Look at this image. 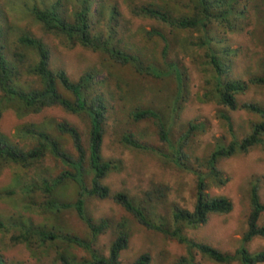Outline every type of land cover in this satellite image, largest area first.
I'll return each instance as SVG.
<instances>
[{"label": "trees", "instance_id": "1", "mask_svg": "<svg viewBox=\"0 0 264 264\" xmlns=\"http://www.w3.org/2000/svg\"><path fill=\"white\" fill-rule=\"evenodd\" d=\"M125 7L128 14L123 12L119 0H27L22 16L26 26L16 37V50L9 59L6 54L8 40L2 28L5 31L10 29L5 28L0 20V118L5 109H12L22 119L26 113L34 115L44 109L59 107L66 115L86 123L85 132L70 122H57L54 123L55 133L51 134L42 122L22 123L10 136L13 140L0 133V162L15 164L24 170L35 165H43L46 169L41 180L20 189L24 199L20 209L27 215L20 216L18 212L8 221L0 220V232L4 235L11 233V244L24 246L35 264L48 261L51 249L53 253L55 250V264H121L120 254L127 249L130 238L129 219L122 217L114 224L107 217L96 218L88 208L92 200L112 201L132 217L141 230L159 234L165 241H175L183 246L185 253L172 264H200L195 263L194 253L206 256L216 264H231L239 255L244 264L264 263V252L250 255L242 249L235 254L224 253L187 237L189 230L206 224L210 215L228 214L232 209L228 199L208 193L210 188L223 187L227 182L219 161L233 158L238 153L247 154L257 147L264 151V102L238 101L250 86L264 88V65L263 68L257 66L260 70L255 71L248 83L234 79L232 60L237 58L238 51L230 47L232 37L244 40L248 37L253 42L255 34L261 35L256 43V54H264V0H162L146 3L126 0ZM188 10L192 15L186 14ZM181 13L183 15H179ZM125 15L152 19L172 30L198 34L190 47L196 51L194 59L207 60L204 74L212 71L214 87L202 95L201 101L214 102L219 107L217 117L232 141L220 144L204 159L192 158L187 152L192 136L203 129L201 124L190 123L175 142L169 139L167 124L178 121L182 110L180 104L185 99L182 89L184 72L178 61L170 58V42L160 30L146 32L149 38H159L162 43L159 68L118 48L120 39L126 35L123 27ZM50 39L61 43L64 57H69L73 48L78 47L107 56L111 64L131 66L140 76L174 79L177 99L170 103L168 118L149 107L136 108L129 114L133 124H151L159 135V142L167 147L166 151L150 145L146 136L130 129H120L118 140L125 148L154 156L164 166H172L181 174L176 186L181 184L179 179L184 175L192 178L195 182L192 210L172 202L165 216L157 212V206L165 204L166 197L173 195L171 186H157L146 192L142 199H137L123 192L114 193L105 183L107 178L122 172V163L102 153L108 101L113 98L104 91L106 78L103 69H89L79 79H72L58 62L60 50H53V43L48 42ZM33 81L37 87L32 86ZM207 82L211 84L210 80ZM239 110L259 116L261 121L253 123L250 133L237 140L232 136L231 113ZM56 165L61 166V171L54 174ZM67 184L76 187L72 201L61 196V190ZM12 195V191L5 194L6 197ZM65 213H73L84 224L88 237L68 232L63 224ZM262 215L264 203L259 202L258 186H252L247 229L242 239L244 244L254 237H264V225H259ZM108 232L114 238L105 255L95 245L98 237ZM79 251L84 254L79 255ZM187 253L191 255L189 260L185 258ZM158 255L163 264H170L166 254L158 252ZM0 264H8L2 256ZM133 264L157 263L148 254H143Z\"/></svg>", "mask_w": 264, "mask_h": 264}, {"label": "rangeland", "instance_id": "2", "mask_svg": "<svg viewBox=\"0 0 264 264\" xmlns=\"http://www.w3.org/2000/svg\"><path fill=\"white\" fill-rule=\"evenodd\" d=\"M27 0H0V20L5 28L10 30L3 32L8 40L6 50L9 59L16 50V37L21 34L26 22L22 19L23 9ZM122 3L123 12L128 14L126 0H119ZM157 2L162 0H137V2ZM186 14L192 15L191 11ZM179 15H183L182 13ZM123 25L126 29L124 39H120L118 48L123 52L139 56L145 64L159 68L161 66L160 51L162 43L159 38H149L146 32L153 29L160 30L170 42V57L175 62L178 61L184 72L183 95L184 100L180 104L181 115L178 121L167 124L169 139L175 142L180 135L186 132L188 125L201 124L203 129L196 132L189 141L188 154L205 157L210 156L220 144L232 141V137L226 127L217 117L219 107L214 102H203L201 97L205 92L212 90L213 80L212 71L207 72L208 62L206 59H194L196 51L190 47L191 41L195 40L196 32H186L183 30H172L165 25L152 20L125 15ZM39 32V31H38ZM261 35H254L252 42L248 37L233 38L230 45L231 49L237 50V58L232 60L231 75L234 79H240L248 83L249 78L263 68L264 54H256V43ZM53 43L54 51H59L62 45L53 39L48 40ZM65 52L58 53V62L69 73L72 79H76L89 69H103L106 78L104 91L110 93L113 98L109 99V109L106 119V135L102 146V153L113 160L121 161L122 172L118 175L107 178L105 183L116 192L126 193L132 198L142 199L146 192L151 191L157 186H171L174 193L171 197H166L165 204L157 206V212L165 216L168 207L172 202H177L189 210L194 205V183L192 178L184 175L179 179L181 184L176 186V180L181 175L169 165L162 164L159 159L148 154L123 147L119 142L118 131L120 129H130L131 132L146 136L148 143L160 148L163 152L167 147L159 142L155 128L149 123H131L130 113L136 108L149 107L161 111L166 118L169 117V107L172 100L177 99L176 84L173 78L154 79L149 75L140 76L135 74L131 66H120L111 64L105 55H99L89 50L73 48L69 57H64ZM210 80L211 84H208ZM33 87H37L32 82ZM242 102H264V88L250 86L249 91L239 97ZM12 109H5L0 118V133L7 136L8 140H13L10 136L14 130L22 123L44 122L46 131L54 134V123L70 122L75 124L83 132L86 130V123L75 117L68 116L59 107H51L42 110L39 114L27 113L22 119ZM233 119V138L239 140L244 135L249 134L253 123L261 121L260 117L248 113L244 110L231 113ZM16 140L14 144L16 145ZM192 161V160H191ZM219 167L227 178L223 187H212L208 193L215 197L221 196L231 202L232 209L228 214L210 215L206 224L199 228L189 230L187 237L199 243L207 244L221 252L235 254L237 251L246 249L250 255L264 252V237H254L250 242L244 244L243 235L247 229V216L250 211V190L252 186H258L259 202L264 203V151L257 147L250 150L247 154L238 153L233 158L219 161ZM61 166L56 165L54 174L60 173ZM46 172L43 165H35L29 169H22L18 165L0 162V220L8 221L10 217L18 212L20 216L27 215L20 209L23 196L20 189L28 186L32 182H38ZM51 173L50 171H48ZM52 174V173H51ZM43 175V176H42ZM190 183V186L188 184ZM8 191L14 195L6 197ZM207 192V191H206ZM76 193V187L67 184L61 190L62 198L72 201ZM89 211L96 218H109L114 224L122 217L129 219L130 238L127 249L121 252L119 261L121 264H133V262L143 254H148L157 264H163L158 257V252L167 255V260L172 264L179 256L185 253L183 246L175 241H165L159 234L143 231L136 224L135 220L125 214L123 210L112 201L92 200L88 205ZM37 217H35L36 219ZM64 227L68 232L75 233L80 237H88V230L73 213L63 215ZM259 225H264V215H262ZM66 230V231H67ZM11 233L7 235L0 232V256L8 264H35L31 254L24 246H14L10 242ZM113 234L108 232L98 237L96 248L102 250L107 255L108 247L113 240ZM55 253V250H54ZM53 250L49 252V260L39 262V264H55ZM79 251V255H83ZM194 261L200 264H216L206 256L193 254ZM199 256V257H196ZM182 258V257H181ZM187 260L191 255L187 253ZM167 264V263H166ZM231 264H244L241 255ZM264 264V263H262Z\"/></svg>", "mask_w": 264, "mask_h": 264}]
</instances>
